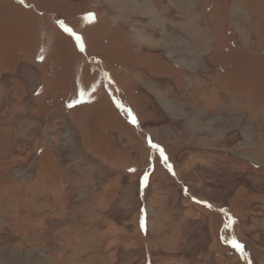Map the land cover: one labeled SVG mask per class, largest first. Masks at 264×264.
<instances>
[{
	"label": "rangeland",
	"instance_id": "obj_1",
	"mask_svg": "<svg viewBox=\"0 0 264 264\" xmlns=\"http://www.w3.org/2000/svg\"><path fill=\"white\" fill-rule=\"evenodd\" d=\"M0 264H264V0H0Z\"/></svg>",
	"mask_w": 264,
	"mask_h": 264
},
{
	"label": "snow or ice",
	"instance_id": "obj_2",
	"mask_svg": "<svg viewBox=\"0 0 264 264\" xmlns=\"http://www.w3.org/2000/svg\"><path fill=\"white\" fill-rule=\"evenodd\" d=\"M21 2H23V0H21ZM94 15V14H93ZM66 31H68V29H65ZM77 39H79V37H77ZM72 105H69V107H71ZM133 123H135V120L133 119ZM237 247H242V245L237 244Z\"/></svg>",
	"mask_w": 264,
	"mask_h": 264
},
{
	"label": "bare ground",
	"instance_id": "obj_3",
	"mask_svg": "<svg viewBox=\"0 0 264 264\" xmlns=\"http://www.w3.org/2000/svg\"><path fill=\"white\" fill-rule=\"evenodd\" d=\"M141 40V39H140ZM172 44V43H171ZM169 52V51H168Z\"/></svg>",
	"mask_w": 264,
	"mask_h": 264
}]
</instances>
